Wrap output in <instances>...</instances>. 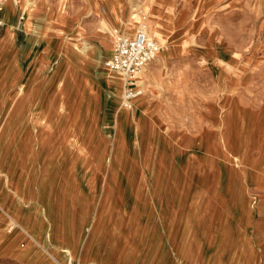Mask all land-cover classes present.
<instances>
[{
  "label": "rangeland",
  "instance_id": "374dc122",
  "mask_svg": "<svg viewBox=\"0 0 264 264\" xmlns=\"http://www.w3.org/2000/svg\"><path fill=\"white\" fill-rule=\"evenodd\" d=\"M3 16L0 264H264V0H0ZM140 23L161 50L116 132L93 59Z\"/></svg>",
  "mask_w": 264,
  "mask_h": 264
},
{
  "label": "built area",
  "instance_id": "2783aa9c",
  "mask_svg": "<svg viewBox=\"0 0 264 264\" xmlns=\"http://www.w3.org/2000/svg\"><path fill=\"white\" fill-rule=\"evenodd\" d=\"M161 50L158 36L140 24L130 36L118 35L115 49L106 66L118 71L122 77L121 106L130 108L131 100L139 94L136 75Z\"/></svg>",
  "mask_w": 264,
  "mask_h": 264
},
{
  "label": "bare ground",
  "instance_id": "6f19581e",
  "mask_svg": "<svg viewBox=\"0 0 264 264\" xmlns=\"http://www.w3.org/2000/svg\"><path fill=\"white\" fill-rule=\"evenodd\" d=\"M109 4V3H108ZM115 14V12H114ZM155 17V16H154ZM114 18V17H113ZM156 19V18H155ZM3 20H7L6 17L3 16V18L0 20V25L3 28V33L5 32L6 28L3 27ZM142 24V23H140ZM139 24V25H140ZM144 25V24H143ZM5 26V25H4ZM146 26V25H145ZM131 29V28H130ZM130 29H126L125 34L129 33ZM135 32V31H134ZM7 33V32H6ZM116 33L115 31H111L108 39L110 40L109 46L107 47L108 51L110 52V56H108L107 58H105V60L103 59V56L101 54H98V57L96 55V57H94V61L95 63H97L99 66H101V75H100V91L102 88H105V93L102 92V97L100 98L99 101V107L101 110H105L108 112L109 114V121L112 122L116 132L122 130V128H133V126L135 125L136 119L134 120L133 117L129 114V109H132L133 107V103H134V108H136L137 110V114L136 116L138 118L142 117L141 113V109L143 106V102L142 99L143 97V92L141 90L142 85H144L147 75H146V70L148 69V64L151 63L153 60H155L157 54L155 55V57L153 58L152 61H150L137 75H136V79L138 78L140 83L139 84V94L134 97L131 100V106L130 108H124L121 105H117V100L121 97L122 94V81H123V77L122 75L115 70L110 69L109 67L106 66V61L110 59V57L113 54V51L115 49V44H116ZM11 33L10 31L8 32V34H1L0 35V45H3L5 43V41L7 39H10ZM125 37H127V35H123ZM113 45V46H112ZM1 47V46H0ZM165 51L160 52L157 59L160 56H164L167 47L164 46ZM95 53V52H94ZM141 85V87H140ZM22 89V88H21ZM142 92V93H141ZM115 98V99H114ZM98 99V97H97ZM62 109V108H61ZM135 110V111H136ZM21 185V184H20ZM14 188V187H13ZM23 189V188H22ZM23 191V190H22ZM20 196V195H19ZM21 201V200H20ZM11 204V203H10ZM17 204V203H16ZM8 210V209H7ZM15 212V211H14ZM11 213H7V216L5 217L8 221H13V223L15 224H19L18 222H16L15 220H12L10 215ZM48 215V214H47ZM18 216V215H17ZM53 217V216H52ZM14 218V217H13ZM15 219V218H14ZM22 228V227H21ZM52 229V228H51ZM49 232V231H48ZM48 238V237H47ZM91 252V251H90ZM98 254V253H97ZM181 257V256H180Z\"/></svg>",
  "mask_w": 264,
  "mask_h": 264
},
{
  "label": "crops",
  "instance_id": "0c3cea01",
  "mask_svg": "<svg viewBox=\"0 0 264 264\" xmlns=\"http://www.w3.org/2000/svg\"><path fill=\"white\" fill-rule=\"evenodd\" d=\"M137 83H138V81H137ZM139 85V84H138Z\"/></svg>",
  "mask_w": 264,
  "mask_h": 264
}]
</instances>
